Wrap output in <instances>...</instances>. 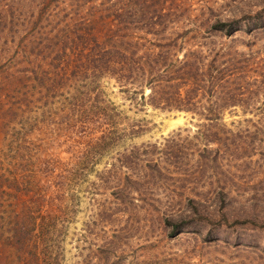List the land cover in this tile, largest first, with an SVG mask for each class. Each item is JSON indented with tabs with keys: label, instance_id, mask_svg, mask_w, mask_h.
I'll return each mask as SVG.
<instances>
[{
	"label": "rangeland",
	"instance_id": "1",
	"mask_svg": "<svg viewBox=\"0 0 264 264\" xmlns=\"http://www.w3.org/2000/svg\"><path fill=\"white\" fill-rule=\"evenodd\" d=\"M130 1L0 0V264H264V0ZM148 11L241 20L207 38L237 60L214 111L155 107L96 67L103 15Z\"/></svg>",
	"mask_w": 264,
	"mask_h": 264
},
{
	"label": "trees",
	"instance_id": "2",
	"mask_svg": "<svg viewBox=\"0 0 264 264\" xmlns=\"http://www.w3.org/2000/svg\"><path fill=\"white\" fill-rule=\"evenodd\" d=\"M149 1L158 5L160 0ZM146 2L130 1L133 5ZM115 14L120 17L117 11ZM147 14L152 21L140 25L143 27L116 25L115 22L113 27V23L103 19L106 17L103 15L100 21L108 22L104 32L112 38L110 47L102 50L95 62L96 67L104 72L102 74L107 73L122 86L126 83L133 85L143 98L147 88L148 101L155 107L200 114L199 108L215 110L213 106H200L203 99L224 93L229 95L238 90L239 85L233 82L237 60L231 52L211 47L207 38L218 33L233 35L240 29L241 20L215 17L194 27L172 29L165 24L172 17V11L159 14L148 11ZM135 16L137 14L134 13L131 17ZM255 24L251 26H258ZM137 30L142 35H136ZM213 115L217 118L219 111ZM190 201L193 202V199ZM190 207L196 210L194 205ZM182 222L166 219L167 224L173 223L178 230H181Z\"/></svg>",
	"mask_w": 264,
	"mask_h": 264
}]
</instances>
